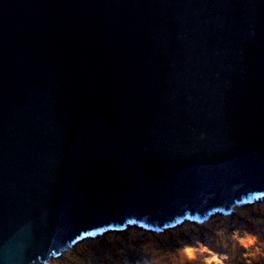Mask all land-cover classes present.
Listing matches in <instances>:
<instances>
[{"label":"water","instance_id":"obj_1","mask_svg":"<svg viewBox=\"0 0 264 264\" xmlns=\"http://www.w3.org/2000/svg\"><path fill=\"white\" fill-rule=\"evenodd\" d=\"M263 199L264 0H0V264Z\"/></svg>","mask_w":264,"mask_h":264},{"label":"rangeland","instance_id":"obj_2","mask_svg":"<svg viewBox=\"0 0 264 264\" xmlns=\"http://www.w3.org/2000/svg\"><path fill=\"white\" fill-rule=\"evenodd\" d=\"M252 204V203H251ZM254 204V203H253ZM249 205H245L242 206L244 209L246 208H251ZM254 206H258V203L254 204ZM241 220H236V222H240ZM264 225V223H260V227L257 228L255 231H253L252 233L246 231L243 232L242 230H236L235 228H232L231 230H229V232H226V239H229L230 237H234L237 235L234 244L232 245V249L237 251L239 254L244 255L245 253H248L252 250L255 249H259L260 246L263 247L264 250V228H262ZM258 227V226H257ZM256 227H254L253 229H255ZM142 232H146L144 229L141 230ZM170 232V231H169ZM110 236V238H114L115 240L119 241L120 243H124L126 245H124L125 249L124 250L126 253H128L127 255H132L133 256V248L130 246V243L132 242L131 240V235L128 234H124V233H120L117 232L116 234H118L117 236H114V234H112V232L108 231L107 232ZM114 233V232H113ZM174 234L172 231L170 232V234ZM181 232H178V234ZM187 233V232H185ZM189 233V232H188ZM106 234V233H105ZM103 234V235H105ZM162 234V233H161ZM240 234V235H239ZM248 234H252L258 237V240L255 244L249 245V246H245L241 240L242 238H244L245 236H247ZM206 237H207V233H206ZM107 237L102 236L101 237V241L105 243H107L109 245L103 248H100V250L106 252V249L108 250L106 252V257L103 259L101 258V264H118L119 261H127L124 260L126 259V256H124L123 254H120V252L117 251V246L121 247V245H110V242L108 240H106ZM204 234H202L201 240H204ZM93 240V245L94 246V242L97 244V242L99 241H94ZM209 242L207 244L198 241L197 238H192L191 240H185L182 242L180 249H178L176 247V245H169L170 242L164 244L163 246H167V247H158L154 244H152L151 242H146L145 246H147L146 249L150 250L153 252V259L151 260L150 257H152L148 252L147 254L144 256V260L145 262L147 261V264H160L157 260L156 256H161L163 261L165 262V264H171V260L174 259L173 256L177 257V253L178 250L181 251V253L183 254V257L185 256H190V258H194L193 260V264H232L233 263V257L229 258L228 260L225 259L227 258V255L230 253V248L227 249L225 247H221L219 246H215L213 243H211V241L209 239H207ZM263 240V241H262ZM87 241V240H85ZM108 241V242H107ZM84 242V241H83ZM148 245H150L148 247ZM87 244L83 243V244H79L77 246V249L74 252L66 253L65 255L60 256L59 258H53L52 259H56V261L52 264H90L88 262H92V261H96V263H98L95 258L98 255V251L94 250V249H90V251L86 250ZM248 250V252H247ZM263 250H260V254L263 253ZM162 253H165V255H162ZM258 255V256H259ZM75 256L78 259H82L79 261L75 260ZM142 256V254L140 255V257ZM143 257V256H142ZM175 257V258H176ZM215 257V258H213ZM247 258H252L251 256H247ZM261 258H264V256H262ZM51 259V260H52ZM89 259V260H88ZM58 260L60 261L58 263ZM199 261V263H198ZM100 262V261H99ZM132 264H136L134 261L131 262ZM173 264H179L178 260H175L173 262Z\"/></svg>","mask_w":264,"mask_h":264},{"label":"trees","instance_id":"obj_3","mask_svg":"<svg viewBox=\"0 0 264 264\" xmlns=\"http://www.w3.org/2000/svg\"><path fill=\"white\" fill-rule=\"evenodd\" d=\"M256 203H258V206H254V205L250 204L249 206L251 208H246V209H244L242 206H235L234 207L235 217L241 219L240 222H236V219H231L230 217H226V216L224 217L222 215H218V216H212L215 218L209 223H206V222H205V224L202 223L203 224L202 226H200L198 223H196V226L198 229H202L205 226V227H207V232H208L207 237H206V235L204 236L205 237L204 240H201V238H199L198 241H201V242L207 244L209 242L207 239H209L211 241V243H213L215 246L220 245L222 248L223 247H225L227 249L230 248V251H229L230 253L227 255V258H225V259L228 260L230 257L231 258L233 257V263L232 264H247L249 259H252L254 261V264H264V258H261L262 256H264V250H263L262 246H260V248H259L260 250L261 249L263 250L262 254H260L257 257L247 258V256H245V254L241 255L237 251L232 249V245L234 244L237 235L234 237L229 236V239L225 240L226 239L225 233L229 232V230H231L232 228H235L236 230H242L243 232L248 231V232L252 233L257 228L260 227V223H262V222L264 223V202L261 201V202H256ZM212 217L206 218V221L210 220ZM187 223L191 224L189 222H187ZM254 227H256V228L253 229ZM262 228H264V225ZM133 230L134 231L132 232V238L136 239L137 238L136 232H138V231L135 228H133ZM170 230L174 233L173 234V235H175L174 238H176L178 229H172L171 228ZM113 239L114 238L111 237L108 240L112 242ZM152 240L154 241V243H157L155 239H152ZM174 241L176 243V247L178 249H180V247H181L180 239H175ZM83 243L87 244L88 248H86V250H88V251H90V249L92 250V247L88 241L81 242V244H83ZM117 243H120V242L117 240H114L112 245H117ZM155 245H157L160 248L163 246V245H158V244H155ZM96 246L99 248H103L106 246L109 247V245L107 243H105V241L102 242L101 240H100V242H97ZM149 246L150 245H148V247ZM89 247H91V248H89ZM106 251H108V250L106 249ZM147 251H150V250L147 249ZM71 252H74L73 247H70L67 251H64L61 255H65L66 253L70 254ZM247 252H248V250H247ZM162 255H165V253H162ZM57 257L59 258L60 256H56L55 258H57ZM157 257H158L157 260L160 262L161 256H157ZM173 257H174V259L171 260V262H172L171 264H173V262L175 260H178L179 264H193V260H194V258H190L189 255L183 257V254L181 253L180 250H178L177 257L176 256H173ZM75 260L79 261L82 259H78L75 256ZM55 261H56V259H52L50 264L54 263ZM59 262L60 261L58 260V263ZM62 263H64V262H62ZM198 263H199V261H198Z\"/></svg>","mask_w":264,"mask_h":264},{"label":"clouds","instance_id":"obj_4","mask_svg":"<svg viewBox=\"0 0 264 264\" xmlns=\"http://www.w3.org/2000/svg\"><path fill=\"white\" fill-rule=\"evenodd\" d=\"M261 201H263L264 202V199L263 200H261ZM230 212H232L231 211V209H230ZM229 212V213H230ZM221 215H223L224 217L226 216V217H230L231 219L233 218L231 215H233L234 213H231V214H226V213H224V212H222V213H220ZM234 217H235V215H233ZM241 220V219H240ZM144 230L146 231V232H142V231H140V232H138V239H141V238H144V237H146V241H145V244H146V242H151L152 244H158V245H164V244H166V243H168V242H165V241H163L166 237H173V236H175V235H173L172 233L170 234V232H167V233H165V234H161V233H159V232H156V231H153V230H149V229H146V228H144ZM114 231H117V230H112V231H110V232H112V234H113V232ZM186 232V231H185ZM185 232H181V233H179L178 234V236L179 237H177V239H180V241H181V243L180 244H182V242L183 241H185V240H189V239H192V238H197L198 240H199V238H201L202 237V235H199V236H193V237H191L190 238V236H182L183 234H188V232L187 233H185ZM108 233H106L105 235H103L102 234V236H104V237H107V239L106 240H108L109 238H110V236L109 235H107ZM208 234V233H207ZM206 235V233L204 234V236ZM102 236H100V238L102 237ZM184 237V238H183ZM185 238H188V239H185ZM92 239H94V237H89L88 239H86L88 242H89V244L91 245V247H92V245H93V240ZM152 239H155L156 240V242L157 243H154V241L152 240ZM114 240L115 239H113L112 240V242L111 241H109L110 242V245H112L113 244V242H114ZM257 240H258V237L257 236H255V235H252V234H248L247 236H245L244 238H242V240H241V242L245 245V246H249V245H252V244H255L256 242H257ZM105 241V240H104ZM163 243V244H162ZM81 244V243H80ZM117 245H121V243H117ZM170 245H176L175 243H169V245L168 246H170ZM78 246V245H77ZM77 246H75L73 249H77ZM130 246L132 247V242L130 243ZM157 246V245H156ZM91 247H89V248H91ZM163 247V246H162ZM139 248V250H140V254H142V256H143V258H144V256H145V254L148 252L147 251V246H145L144 245V247H138ZM92 249H94V250H96V251H98V257L99 258H105L106 257V252H104V251H102V250H100V248L99 247H97L96 246V244L94 243V246L92 247ZM141 250H143V251H141ZM119 252V251H118ZM259 253H260V249H255V250H252V251H250V252H248V253H245V256H251V257H257L258 255H259ZM130 255V254H129ZM57 256H62L61 254H58ZM142 256L140 257V256H137V257H140V258H142ZM56 257V256H55ZM55 257H53V258H55ZM157 257V256H156ZM158 258V257H157ZM213 258H215V257H213ZM89 260V259H88ZM127 260V259H126ZM51 262V261H50ZM93 262V261H92ZM92 262H88V263H90V264H92ZM121 262V261H120ZM125 262V261H124ZM127 262V261H126ZM159 262V261H158ZM160 264H165V262L163 261V259H162V257H161V261H160ZM247 264H254V261L252 260V259H249L248 260V262H247Z\"/></svg>","mask_w":264,"mask_h":264},{"label":"bare ground","instance_id":"obj_5","mask_svg":"<svg viewBox=\"0 0 264 264\" xmlns=\"http://www.w3.org/2000/svg\"><path fill=\"white\" fill-rule=\"evenodd\" d=\"M256 202H261V201H259V200H257V201H255V202H252V204L251 205H254V204H256ZM254 203V204H253ZM250 204H247V205H250ZM234 208L232 209V212H227L226 214H231V213H234ZM117 232H120V230H117V231H114V236H117L118 234H116ZM100 242V241H99ZM124 243H121V247H119V246H117L118 248H117V251H119L120 252V254H123L124 256H126V258H127V261L128 262H131V261H134L136 264H147V261L145 262V260L143 259V257L142 258H139V257H132V255H127L128 253H126L124 250H126L125 249V247H124V245H126V244H124ZM163 247H167V246H163ZM141 251H143V250H141ZM148 253L152 256V257H150L151 258V260L153 259V252L152 251H148ZM147 254V253H146ZM145 254V255H146ZM55 256H57V255H55ZM54 256V257H55ZM121 264H128V263H126V261L125 262H121Z\"/></svg>","mask_w":264,"mask_h":264}]
</instances>
